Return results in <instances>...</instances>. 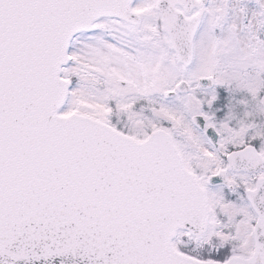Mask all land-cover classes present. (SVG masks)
<instances>
[{
  "label": "snow or ice",
  "instance_id": "1",
  "mask_svg": "<svg viewBox=\"0 0 264 264\" xmlns=\"http://www.w3.org/2000/svg\"><path fill=\"white\" fill-rule=\"evenodd\" d=\"M0 264H264V0H0Z\"/></svg>",
  "mask_w": 264,
  "mask_h": 264
}]
</instances>
